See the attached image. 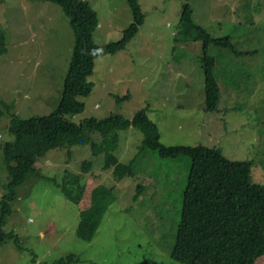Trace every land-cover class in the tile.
Instances as JSON below:
<instances>
[{
  "label": "rangeland",
  "instance_id": "obj_1",
  "mask_svg": "<svg viewBox=\"0 0 264 264\" xmlns=\"http://www.w3.org/2000/svg\"><path fill=\"white\" fill-rule=\"evenodd\" d=\"M87 1L98 15L95 43L121 38L132 21L128 0ZM237 1L138 0L143 23L125 48L95 58L88 77L92 89L78 96L84 109L72 119L115 113L131 118L146 106L163 143L218 147L229 158L251 160V180L264 184V0ZM184 3L193 8L197 23L213 35L228 34L236 50L246 51L212 48L221 91L216 110L204 109L201 41L178 39ZM0 29L6 36V51L0 54L1 199L8 182L2 144L14 139L8 130L11 113L27 118L55 108L74 35L60 6L45 0H0ZM128 92V98L116 100ZM117 133L114 154L121 162L132 161L137 179L129 175L117 183L93 237L77 235L78 204L59 186L66 170L79 172L90 148L74 145L69 155L67 147H57L41 160L45 177L29 173L16 187L3 227L14 231L18 243L6 238L0 264H54L69 253L74 256L68 264H185L171 250L190 157H160L149 148L136 156L143 132L129 126ZM138 182L144 188L136 197Z\"/></svg>",
  "mask_w": 264,
  "mask_h": 264
},
{
  "label": "trees",
  "instance_id": "obj_2",
  "mask_svg": "<svg viewBox=\"0 0 264 264\" xmlns=\"http://www.w3.org/2000/svg\"><path fill=\"white\" fill-rule=\"evenodd\" d=\"M45 1L56 3L67 15L74 44L55 108L47 114L27 118L11 113L8 130L14 139L2 144L8 182L0 199V245L8 237L18 243L14 231L3 227L11 213L10 201L16 197V187L29 173L43 176L41 160L47 151L67 147L70 155L74 145H88L90 157L82 160L78 173L66 170L59 186L68 199L78 204L77 235L91 239L114 199L112 190L117 183L129 175L137 179L132 161L121 162L114 154L119 139L117 130L135 126L143 132L136 156L149 148L160 157L184 155L191 159L171 256L185 264H264V184L251 180V160L229 158L218 147L163 143L158 124L149 116L146 106L131 118L115 113L78 122L72 119L84 109L78 96H85L92 89L88 77L94 71L95 58L125 48L143 23L144 13L138 0H128L132 21L124 28L121 38L104 44H96L93 39L98 15L87 0ZM236 3L239 5L240 0ZM179 31L178 39L182 43L201 41L199 64L204 78V109L216 110L221 91L216 75L217 57L212 48L231 49L237 54L246 51L236 50L228 34L213 35L197 23L188 3L183 4L180 13ZM5 51L6 36L0 29V54ZM128 97L129 92L116 96V100ZM143 188L138 182L134 196L138 197ZM73 256L69 253L54 264H68Z\"/></svg>",
  "mask_w": 264,
  "mask_h": 264
}]
</instances>
